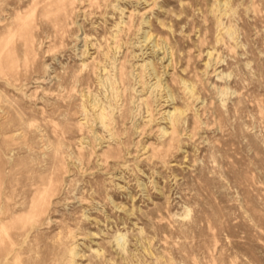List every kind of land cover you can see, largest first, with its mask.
<instances>
[{
  "label": "rangeland",
  "instance_id": "obj_1",
  "mask_svg": "<svg viewBox=\"0 0 264 264\" xmlns=\"http://www.w3.org/2000/svg\"><path fill=\"white\" fill-rule=\"evenodd\" d=\"M0 264H264V0H0Z\"/></svg>",
  "mask_w": 264,
  "mask_h": 264
}]
</instances>
